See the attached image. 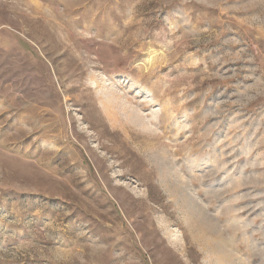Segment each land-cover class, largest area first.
<instances>
[{
    "label": "rangeland",
    "instance_id": "rangeland-1",
    "mask_svg": "<svg viewBox=\"0 0 264 264\" xmlns=\"http://www.w3.org/2000/svg\"><path fill=\"white\" fill-rule=\"evenodd\" d=\"M0 264H264V0H0Z\"/></svg>",
    "mask_w": 264,
    "mask_h": 264
},
{
    "label": "bare ground",
    "instance_id": "bare-ground-1",
    "mask_svg": "<svg viewBox=\"0 0 264 264\" xmlns=\"http://www.w3.org/2000/svg\"><path fill=\"white\" fill-rule=\"evenodd\" d=\"M36 9V8H35ZM139 116V115H138Z\"/></svg>",
    "mask_w": 264,
    "mask_h": 264
}]
</instances>
